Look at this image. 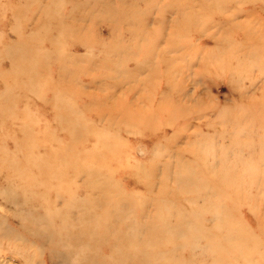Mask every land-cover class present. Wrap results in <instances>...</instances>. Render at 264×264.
<instances>
[{
  "label": "rangeland",
  "instance_id": "rangeland-1",
  "mask_svg": "<svg viewBox=\"0 0 264 264\" xmlns=\"http://www.w3.org/2000/svg\"><path fill=\"white\" fill-rule=\"evenodd\" d=\"M101 1L104 2L83 0L81 4L78 0H0V250L6 259L0 264H65L64 254H53V248L58 249V246L43 247L41 237L22 226L23 221L44 227L48 224L49 220L39 215L44 209L36 204L42 187H73L82 199L88 196L87 191L97 193L100 203L108 201L102 197L105 196L103 186L89 187L85 181L88 175L83 173L77 175L72 185L67 177L42 182L38 171L36 175L31 174L34 164L43 166V173L51 171L44 166L46 151L60 155L64 149L75 147L70 160L75 154L82 167L103 165L112 170L113 181L109 183L108 192H145L144 172L149 168H154L158 178L163 177L171 186L176 184L172 170L180 169L185 177L188 171L196 170L204 180L203 185H215L223 190L220 196L215 195L216 201L211 204L221 213L222 220L226 217L230 220L226 226L230 233L224 234L230 237L232 246H226L228 243L223 239L220 242L222 256L232 251L237 255L233 246L246 241L243 249L253 260L246 262V257L235 258L230 254L233 260L237 264H264V38H260L264 32V2L251 0L242 6L241 1H237L238 6H216L224 15L233 14V22L249 18L251 25H257L260 22L256 18L263 21L253 40L257 51L246 58L236 49L216 50L211 54L217 48L213 42L216 32L220 31L222 39L226 35L241 39L242 35L239 32L232 35L231 24L214 13L210 5L202 6L197 0H176L170 7L167 3L171 0L154 4L138 0L148 12L143 19L147 21L145 30L150 36L144 39L134 28L139 23L128 18H120L124 26L114 33L113 26L101 14L104 5ZM53 4L57 5L55 11L61 15V20L49 24L48 16L44 15ZM182 8L195 14L192 21L174 20ZM248 12L252 14L248 16ZM99 40L120 41L128 48L137 44L141 47L139 52L122 53L111 45L99 44ZM148 44L153 56L149 53L146 60L141 59L144 46ZM29 47L39 56L43 54L41 59L33 62L24 53L31 50ZM55 47L62 48L65 55V59L62 56L60 60L63 66L59 78L60 62L51 52ZM165 47L168 49L163 52ZM183 47L199 50L185 57L179 54ZM10 55L19 61L13 73L10 72L13 67ZM165 58L167 63H163ZM106 60L109 66H100L102 62L106 64ZM239 63L242 65L238 66ZM74 68L77 79L67 84L66 90L60 88L61 84H47L48 80L55 83L57 78L64 81L66 71ZM182 69L185 72H180ZM232 71L233 75L229 76L227 72ZM165 77L172 79L168 89ZM53 88L70 95L57 100L63 105L50 104L55 97ZM102 96L109 98L103 102ZM113 98H117L115 102L130 101L134 115L144 113L150 119V129L138 123L132 126L133 130L125 128V124H110L105 121L109 120L110 111L100 120L102 104L111 103ZM66 101L76 108L71 127L67 123L68 115L64 116ZM168 104L171 105L169 110ZM204 104H207L205 108ZM123 107L124 104L118 108ZM58 111L60 116L55 118ZM113 117L118 119V116ZM100 131L108 133L106 141L95 136V132ZM39 141L42 144L35 145ZM212 166L217 168L218 177L211 175ZM65 169L66 165L62 164L56 170ZM223 174L229 178H219ZM162 183L153 182L154 195L160 191ZM221 184L225 188L220 187ZM27 192L32 197L25 200L22 196ZM9 198L15 201L10 202ZM205 202L197 200L193 211ZM30 207L34 212L29 211ZM166 212L168 210L163 214ZM49 215L53 217L52 211ZM210 216V212L203 211L191 221L182 218L185 231H188L187 226L197 231L188 244L185 242L189 236L179 240L185 254L190 256V250L194 262L214 257L211 251H201L204 229L213 226ZM168 217L178 219L176 215ZM50 221L53 229L48 224L49 229L56 230L50 231L54 237L58 233V222ZM157 222L162 223V220ZM213 231L219 233L221 228ZM58 242L65 241L59 239ZM172 244L166 241L162 250L171 251V247H175ZM64 246L70 245L65 242ZM96 247L99 251L100 246ZM104 252L110 253V250L105 247ZM159 259L167 263L172 258L159 256Z\"/></svg>",
  "mask_w": 264,
  "mask_h": 264
},
{
  "label": "bare ground",
  "instance_id": "bare-ground-1",
  "mask_svg": "<svg viewBox=\"0 0 264 264\" xmlns=\"http://www.w3.org/2000/svg\"><path fill=\"white\" fill-rule=\"evenodd\" d=\"M82 1L83 0H78V2L81 4L83 3ZM237 1H241L242 6H246L248 5V3H251V0H197V2L202 6L210 5L213 8L214 13H219L218 15L222 19H226L227 24H231L229 31L232 35L237 34V32L242 35L241 39H236L227 35L225 36V39H222L220 36V31L216 32V37L213 39V42L215 41V46L217 48L211 54L215 53L216 50L229 52V49H236L241 52L244 57L251 58L253 56L252 53L257 51V46L254 44L253 40L254 37H256L258 28L263 25V21H261V18L255 17L260 22L259 24L256 22L257 25H251L249 23V18L246 19V21L243 20L242 22H233V20L231 19V16L233 14L224 15L223 11L216 7L222 5L228 6L230 4H235L238 6L240 5V3H237ZM101 2L104 4L101 14H103L104 18L108 20L113 26L112 28L114 33L118 32V30L120 28L122 29V26H124L120 21V18H128L135 21V23H139V25L135 26L134 28L136 32L140 33V36H142L144 39L149 38L150 34H148L145 30L147 27V21L146 19H143L144 14L147 15L148 12L145 8L141 7L139 2L144 4H154L159 3L160 0H139V2L138 0H104V2ZM263 2L264 0L258 1L259 4H262ZM56 4L52 5L49 12L46 10L47 15H44L45 10L42 12V15H44L45 17L48 16L49 24H53L61 20V15H59L57 10L55 11L57 7ZM175 4L176 0H171L167 3V6L173 7ZM232 13H234V11ZM250 14L252 13H247L248 16ZM194 16L195 14L193 12L187 11L186 9L182 8L180 13L177 14V17L174 20H178V22H190L193 20ZM86 18H83V20H85ZM64 31L66 30L64 29ZM260 38H264V32L261 34ZM98 43L106 47L107 45H111L115 49L122 51V53L126 51L139 52V48L141 47L140 44H137L132 48H128L126 46H123L120 41L112 40L110 42L99 40ZM144 47L145 51L144 54L141 53V59L146 60L148 58V54L150 53V55L153 56L154 52L149 44ZM30 49L31 50H27L24 53L28 55L33 62L41 59L43 54L39 56L37 53H35L34 48ZM167 49L168 47H165L163 52H166ZM198 50V48L190 49V47H183L179 54L181 56L185 55L186 57L187 55H189V53L193 54ZM10 51L11 49L8 50V52L11 54ZM62 51V48L55 47L54 49H52L51 52L54 53L53 56L55 57L52 58L57 59L59 62L62 56H64L65 59V55H63ZM48 55H50V53L47 54V56ZM12 58L13 67L10 70L11 73L16 71L15 67L19 65V61L14 56H12ZM167 62L168 60L167 58H165L163 63ZM215 63H217V60ZM91 64L92 63H90L89 65ZM139 64L143 65L142 63ZM241 65L242 63H239L238 66ZM62 66L63 61L60 62V66L57 69V73L59 74L58 78L60 77ZM100 66L108 67L109 61L106 60V64L102 62ZM45 67H47L45 64L44 66L42 65V68L45 69ZM180 72L185 71L182 69ZM66 73L67 74L65 75L64 81H61L57 78L55 83H52L51 80H48L47 84L49 86L61 84L60 88L66 90V88L68 87L67 84H73L78 76L75 68L71 71L67 70ZM227 73H229V76L233 75V71ZM132 76L134 75L132 74ZM15 78L16 77L14 76V79ZM39 79L40 78L38 76V80ZM164 79H166L165 86H167L168 89L172 79L171 77H165ZM53 90L55 97L51 99L50 104L57 103L61 105L62 102H60V104L58 102L59 99L64 96L66 98L70 96L65 90L63 91L57 88H53ZM108 98L109 97L107 96H102L101 100H103L104 102ZM115 101H117V98H113V101L111 103L109 102L107 104H102L104 108L101 107L100 109V120H104L106 114H108V111H110L107 117L109 118V120L107 118L106 119L108 121L105 120L110 124H125V128L133 130L132 126H134L135 123H138L147 130L150 129V119L146 118L144 113L134 115V109H132L130 101H127L125 99L122 101L118 100L120 102ZM122 104H124V107L122 109H119L118 107ZM206 105L207 104H204L203 108H205ZM170 106L171 105L168 104L166 108L169 110ZM64 107V116L68 115L66 119L67 123H70L71 127L75 122L73 114L76 112V108L74 105L67 104V101L65 102ZM105 108L107 109L105 110ZM185 113H188V111L185 110ZM113 115L118 116V119H115ZM54 116L55 118L59 117V111L57 112V114H54ZM95 136H97L98 139L102 141H106L109 137L108 133L104 131L95 132ZM41 144L42 142L39 141L35 145L38 146ZM75 148H71V150L64 149L60 155L54 154L53 151H51L50 153L46 151L47 161L44 162V166L51 171L43 173V166L34 164V169L31 174H35V171H38L37 175H40V180H42V182L54 180L55 178L67 177V182L72 185L75 182V178L78 177L77 175L83 173L85 176L88 175L85 181L89 187L96 188L98 185L103 186L101 188L103 190L105 189V196L102 197L103 199H107L108 201L106 203H100L101 199H96L97 193L93 194L92 192L87 191H85V193L88 196L82 199L80 198L81 194L78 191L75 192L73 187H42L40 193L37 195L36 200V204L38 206L41 205V207L44 209V211L39 215H44L45 218L49 220L47 222L48 224L51 223V219L57 220L58 233L55 234L54 237L50 234V231H56L55 229L50 230L53 229L51 227L52 224H49L50 229L48 224L45 225V227L49 229L47 230L40 224H29L27 221L22 222V226H24V228L41 237V245H43V247L50 245L58 246V249L57 247L53 248V254H64L66 259L65 264H177L178 261L179 264H215L217 263V261L221 262L222 264H237L236 261L233 260V258L230 256V254H234L235 258L246 257V262H250L253 260L250 254L248 252L246 253V251H244L243 249V245L246 246V241L244 243H239L238 246H233V250H236L237 255L234 253V251H232L231 253L225 254L224 257L222 256L221 252L223 249V245L220 244V242H222L224 239L228 243V245L226 246L231 245L230 237L224 234V232L230 233L229 229H226V226L230 224V220L228 217L222 220L221 213L218 212L215 209V206L211 204L216 201L213 199L216 197L215 195L218 194V196H220L223 190L215 185L212 187H210L209 184L207 186L203 185L202 183L204 180L203 178L201 179V176L196 172V170L193 169L188 171L186 177L180 169L172 170L171 175L175 179L176 184L175 186H171L168 182L164 181L163 177L160 176L158 178V176L156 175L157 171L154 168H149L146 172H144L145 176L148 178V180L146 178L145 192H108V188L110 187L109 183L113 181L112 170H108L103 165L96 167H82V165L80 164L81 161L79 159H75V154L70 160L71 154L75 153ZM85 159L90 160L87 157ZM69 161L71 163H68ZM62 164L66 165V169L64 171L56 170L60 168ZM216 169L217 168L214 166L211 167V175L213 174L217 176ZM101 171L104 172L102 173ZM227 177V174H223L219 178L225 180L227 179ZM138 179L141 180L143 179V177H138ZM58 180L60 179H57V181ZM191 180L193 182H191ZM155 181L156 184H160L161 182H163L160 191L157 192V195H154L155 189L153 182ZM220 187L225 188V186H223L222 184L220 185ZM7 190L8 189H6L5 193L7 192ZM187 193H189V195L184 196V194ZM22 197L23 199L28 200L32 196L27 192L24 193ZM58 199L60 201H58ZM200 199H204L206 200V202L203 205L199 206V209L194 212V209H192V207L195 206L197 200ZM9 200L10 202L15 201L11 198H9ZM60 202H62V204L59 206ZM96 202L99 204H96ZM83 205L84 208H81ZM160 208L163 209L161 210ZM186 209L187 211H185ZM165 210H168V212H166V214L164 215L163 212ZM29 211L34 212L32 207H30ZM49 211H52L53 217L49 215ZM203 211L205 213L210 212L211 216L209 218V222H211L213 226L210 229H204L201 251L202 253L211 251V255L220 259L214 260V257L209 259L208 257H203L201 261L194 262L192 261L193 257L190 250V256L185 254L184 246L179 244V240L189 236L185 242V244H188L190 242L189 239L193 235H195L197 231L196 229L190 228V226H187L188 231H185L183 229V224H185V222L182 218L191 221L193 217L201 216ZM169 214L176 215L178 219H169ZM109 217L110 220L108 221ZM158 220H162V223H158ZM38 228H40L42 231L45 230V233H41L40 231H38ZM214 228H221V231L219 233H214ZM59 239H64V241L67 242V244L70 246H64L65 242L63 244H60V242H58ZM166 241H171L173 243L171 246H175L171 247V251L167 248L162 250L164 248L163 246H165L166 244ZM56 243H58V245H55ZM237 243L238 242L235 241V244ZM96 246H100L99 251ZM226 246H224V250H226ZM105 247L110 250V253L104 252ZM53 254L51 253V256H53ZM159 256H170L172 258L170 259L171 262L166 263L165 260H160ZM180 256L183 257H181L180 259ZM4 261L6 262V259L3 258L0 250V263Z\"/></svg>",
  "mask_w": 264,
  "mask_h": 264
}]
</instances>
